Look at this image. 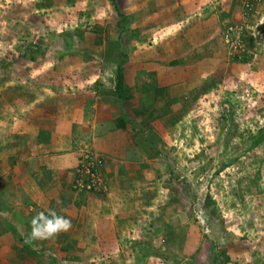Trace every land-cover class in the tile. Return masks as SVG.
<instances>
[{"label":"rangeland","instance_id":"374dc122","mask_svg":"<svg viewBox=\"0 0 264 264\" xmlns=\"http://www.w3.org/2000/svg\"><path fill=\"white\" fill-rule=\"evenodd\" d=\"M0 264H264V0H0Z\"/></svg>","mask_w":264,"mask_h":264},{"label":"clouds","instance_id":"9594fccd","mask_svg":"<svg viewBox=\"0 0 264 264\" xmlns=\"http://www.w3.org/2000/svg\"><path fill=\"white\" fill-rule=\"evenodd\" d=\"M198 219L200 217L198 216ZM201 223H204L201 219ZM72 228V221L55 210L38 212L31 221L30 240H47L61 232H67Z\"/></svg>","mask_w":264,"mask_h":264},{"label":"crops","instance_id":"0c3cea01","mask_svg":"<svg viewBox=\"0 0 264 264\" xmlns=\"http://www.w3.org/2000/svg\"><path fill=\"white\" fill-rule=\"evenodd\" d=\"M5 182H6L5 183V185H6L8 183V180L6 179ZM40 193H41V196H39L40 198L38 197V200L39 201H36L39 204V205H37V207H38L39 211H45V212H47L48 209H51L50 204L48 203L47 197H44L43 189L40 190Z\"/></svg>","mask_w":264,"mask_h":264},{"label":"trees","instance_id":"16d2710c","mask_svg":"<svg viewBox=\"0 0 264 264\" xmlns=\"http://www.w3.org/2000/svg\"><path fill=\"white\" fill-rule=\"evenodd\" d=\"M122 125H124L123 122H122Z\"/></svg>","mask_w":264,"mask_h":264}]
</instances>
